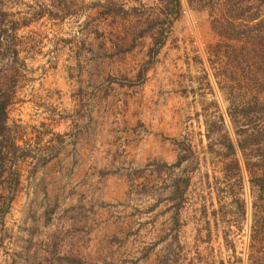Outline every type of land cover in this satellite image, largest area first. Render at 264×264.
<instances>
[{
  "label": "rangeland",
  "instance_id": "obj_1",
  "mask_svg": "<svg viewBox=\"0 0 264 264\" xmlns=\"http://www.w3.org/2000/svg\"><path fill=\"white\" fill-rule=\"evenodd\" d=\"M0 264H264V0H0Z\"/></svg>",
  "mask_w": 264,
  "mask_h": 264
},
{
  "label": "trees",
  "instance_id": "obj_2",
  "mask_svg": "<svg viewBox=\"0 0 264 264\" xmlns=\"http://www.w3.org/2000/svg\"><path fill=\"white\" fill-rule=\"evenodd\" d=\"M229 148H231L232 150H234V145L231 143L230 145H229ZM261 180V179H260Z\"/></svg>",
  "mask_w": 264,
  "mask_h": 264
}]
</instances>
